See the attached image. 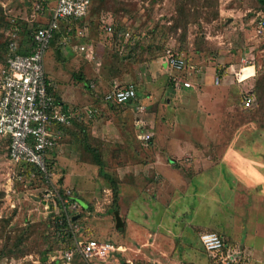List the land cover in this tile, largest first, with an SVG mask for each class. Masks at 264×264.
I'll list each match as a JSON object with an SVG mask.
<instances>
[{
    "label": "rangeland",
    "instance_id": "1",
    "mask_svg": "<svg viewBox=\"0 0 264 264\" xmlns=\"http://www.w3.org/2000/svg\"><path fill=\"white\" fill-rule=\"evenodd\" d=\"M57 1L0 0V70L6 62L11 30L19 29V41L29 40L50 21ZM261 20L264 9L257 0H93L84 19L62 26L66 29L51 45L46 72L54 86L59 81L58 92L71 93L69 101L79 99L81 87L93 90L92 100L69 108L88 106L98 113L83 122L90 145L69 139L63 162L56 161L55 179L81 182V186L65 188L80 197L81 206L87 204L86 209L79 206L70 213L77 216L76 240L123 247L122 254L93 264H215L200 242L206 231L219 233L229 247L240 252L241 264H264V235L257 232H264V106L258 91L264 78V29L258 33ZM104 21L113 23L110 34L103 30ZM84 45L94 50L91 62L78 50ZM59 48L70 50L71 56L62 61L68 65L65 81L76 85L60 82ZM168 49L201 68L197 90L175 94L171 75L161 66ZM244 62L255 66L256 72L246 67L240 73ZM91 75L101 78L93 80ZM220 75L228 87L221 96L215 92L222 87L214 84ZM113 81L134 85L137 101L107 104L104 96ZM94 84L93 89L84 87ZM205 90L212 94L219 112L214 126L198 111ZM249 94L254 95V102L245 108L244 98ZM141 103L146 105L143 128L137 124L142 119L136 118ZM144 131L152 135L148 145L138 139ZM236 133L244 141L236 146H241L240 151H234L240 154L231 157ZM180 147L188 157L179 158ZM94 150L109 178L100 174ZM196 151L203 159L199 165L193 162ZM156 154L179 159L176 166L187 180L197 170L211 169L229 158L247 177L236 179L237 185L227 177L229 187L209 194L195 193L192 188L187 193L170 191L160 174L148 176L146 171ZM179 162L200 167L187 171ZM136 166L146 170L138 173ZM35 179L25 166L11 164L0 146V264H62L47 254L59 246L56 212L48 214L37 198L42 196V183ZM247 181L254 185L247 187ZM134 203L140 204L138 210ZM139 217L145 225L136 231ZM170 218L179 224L165 221ZM68 241L73 246L75 239Z\"/></svg>",
    "mask_w": 264,
    "mask_h": 264
},
{
    "label": "built area",
    "instance_id": "2",
    "mask_svg": "<svg viewBox=\"0 0 264 264\" xmlns=\"http://www.w3.org/2000/svg\"><path fill=\"white\" fill-rule=\"evenodd\" d=\"M93 0H58L52 11L50 21L38 28L32 35V53L19 54L17 37L10 44V54L0 70V139L7 143V155L11 164L31 165L35 168L34 178H40L41 197L48 214L55 213L57 235L61 238L75 239L74 245L54 253L52 261L64 264H93L105 262L111 256L122 252L109 242L97 240L78 241V229L74 216L80 206L71 190H66L55 180V152L63 139V128L70 127L75 121L91 119L98 113L96 108H69L54 91V84L46 72V61L51 45L60 30L62 22L84 19L90 12ZM104 26L106 33L113 31V23ZM264 21H259L258 33H262ZM85 57L93 58V49L80 47ZM162 63L171 74L172 85L177 90L195 89V80L202 74L200 67L189 65L183 55L168 49ZM245 63V62H244ZM247 66L241 69V72ZM240 81V79H239ZM222 83L221 75L214 80L215 85ZM254 95L244 98V107L250 108ZM137 99L134 85L122 86L115 82L104 96V101L112 105L130 104ZM144 111V107H139ZM138 138L148 145L152 140L150 133H141ZM52 213H49V212ZM200 241L208 256L221 264H240L238 253L228 246L217 232L201 233Z\"/></svg>",
    "mask_w": 264,
    "mask_h": 264
},
{
    "label": "crops",
    "instance_id": "3",
    "mask_svg": "<svg viewBox=\"0 0 264 264\" xmlns=\"http://www.w3.org/2000/svg\"><path fill=\"white\" fill-rule=\"evenodd\" d=\"M57 4V3H56ZM85 46V45H84ZM82 47V46H81ZM86 48H91L92 49V47H88V46H85ZM60 52L59 53H61V55L59 54V58H58V60H60V61H56L58 64H61V65H63V74H62V78H61V81L60 82H63V83H70V84H75V83H71L69 80H67V81H65L67 78H69V76H66L65 75V72L67 71V69H68V65H66L65 66V64H63L62 63V61H64V58H66V60H67V58H68V55H70L71 56V54H68V52L70 51V50H68V49H58ZM78 50L81 52V54H84L81 50H80V48H78ZM94 51V50H93ZM52 52V51H51ZM55 52H56V50H55ZM58 53V52H57ZM70 53V52H69ZM57 55V54H56ZM93 55H94V53H93ZM69 56V57H70ZM93 58H94V56H93ZM93 58L92 59H87L86 58V60H88L89 62H91L92 60H93ZM95 65V67L97 66V64H94ZM99 66H100V64H98ZM161 66H162V68L163 67H165L164 66V64L161 62ZM67 68V69H66ZM232 68L233 67H230L228 70H227V72H230V70H232ZM253 68V70H254V72H256V69H255V66L254 67H252ZM97 70V69H96ZM164 70V69H163ZM70 71H71V69H70ZM99 71V70H98ZM165 72L166 73H168L169 71L166 69L165 70ZM240 73H241V71H240ZM171 75V74H170ZM254 75H255V73H254ZM253 75V76H254ZM252 76V77H253ZM91 78H93V80H95V79H100L101 77L98 75V77H95V75H91L90 76ZM251 77V78H252ZM87 79H89V77L87 78ZM250 79V78H249ZM226 79L225 78H223V81H222V83L224 84H220V85H216V86H219V87H222V89L221 90H218V91H216L215 92V94L216 95H222V93L224 92L223 90H225L224 88H228L227 87V81H225ZM54 81V80H53ZM198 81L199 80H195L194 81V85H195V89H191V90H183V89H181V90H177V89H175L174 87H173V85H172V87H173V89H174V91H175V94L176 95H179L180 93H183V92H187V91H195V90H197V87H196V84L198 83ZM56 82H59V81H56ZM56 82H54L55 83V89H56V87H57V84H56ZM95 82V81H94ZM115 81H113V83H114ZM117 82V81H116ZM172 82V81H171ZM92 83H93V81H92ZM112 83V84H113ZM118 83V82H117ZM58 84H60V83H58ZM76 85V84H75ZM84 87H88V88H94L95 87V84L94 85H92L91 87L90 86H84ZM111 89H109V91H110ZM79 94H80V97H79V99H77V97H75V99L73 100V101H69V96L71 95V93H68V92H66V91H62V92H58V94H59V96L63 99V101L68 105V106H71V104H72V106H79V105H82L83 104V102H85V103H88L89 101H88V99H91L92 100V97H93V95H94V91L93 90H84L83 89V87H81L79 90ZM108 91V92H109ZM188 93V92H187ZM212 94L211 93H209L207 90H205L204 92H203V94H201V97H200V99H201V106H199L198 107V111L200 112H202L203 114H205L206 115V123H209L211 126H214V124H216L217 123V118H216V116L219 114V112L218 111H216V105H215V101H214V99H213V97L211 96ZM92 96V97H91ZM151 98H152V96H150L149 98H148V100H151ZM137 99H138V93H137ZM137 99L135 100V101H133L132 103H130V104H133L134 102H136L137 101ZM71 102V103H70ZM124 105H127V104H124ZM133 106V105H132ZM144 107L145 108V110L144 111H142V112H140L139 114H137V116H136V118H141L142 120H140L139 121V119H137V124L138 125H140V124H142V125H140L142 128H143V123H144V117H143V114L146 112V105L144 104V103H141L140 105H138L137 106V110H139L138 108L139 107ZM85 108H90V107H85ZM208 114H211L212 116H208ZM143 117V118H142ZM209 121V122H208ZM208 125V124H207ZM95 129V128H94ZM145 133H150V132H147V131H144ZM94 134V133H93ZM66 135H68V134H66L65 133V135H63L64 136V138H63V140L61 141V144H60V146H59V148L57 149V151L55 152V154H54V156H55V159H54V171H56V168H57V165H56V161L58 162V160L59 161H62L63 162V160H64V158H65V152L67 151V147L69 146V139H71L70 137H71V135H68V136H66ZM139 135V134H138ZM241 133L239 134V133H236V134H234V136H233V138H232V147H233V150L231 151V152H229L230 154V156L231 157H234V156H237V155H239L240 153H235L236 151H240V148H241V146H239V148H236V146L237 145H240V143H242L243 141H244V139L241 137ZM139 139V138H138ZM140 140V139H139ZM141 141V140H140ZM144 144V143H143ZM145 145V144H144ZM0 146H1V148H4V149H6V151H7V147H6V142L5 141H2V140H0ZM235 151V152H234ZM179 152L180 153H178V155H179V158H182V156H184V154H185V156L184 157H188L187 156V152L185 151V150H183L181 147L179 148ZM201 155H200V153L198 152V151H196V153L194 154V156H193V158H194V160H193V158H192V160H193V162H194V164H197L198 163V165H199V163H201V161H203V159H201V157H200ZM192 157V156H191ZM179 159H176V157L175 156H170V157H164V156H162V155H154L153 156V161H152V159L150 160L151 162H149V164L148 165H146L147 166V168H148V170H146V169H144V170H142L141 168H140V166H136V168H135V170L136 171H139L138 173H140V172H143V171H147V172H149V175L148 176H151V172L152 173H158V175L160 174L162 177H163V179H164V181H165V183H166V186H168V188H169V190L170 191H179L180 193H182L183 191H184V193H187L188 192V190L189 189H191L192 188V191L193 192H195V193H197V191L200 193H211V192H214L216 189H219V188H223V189H225L226 187H229V183L231 182V184H234V182H235V184L237 185V183L238 182H236V179H239L240 177H247V176H245V172H244V175L243 174H241V171L239 170V168L238 169H236L235 167H234V163H233V161L229 158V159H227L226 161H223V162H216V165H214L213 167H211V169H205L204 168V170H197L196 172V174H195V176L193 177V178H191V180H187V179H185L184 178V176H183V172L181 171V169H180V167H177L176 165H177V161H178ZM171 162H172V164H171ZM193 162H191V163H185V162H181V163H179V165L180 166H182V167H184L185 168V170H189L191 167H193L194 168V170L195 169H197V168H199L200 166H197V168H195L194 167V164H193ZM145 166V167H146ZM234 167V168H233ZM134 168V167H133ZM144 168V167H143ZM141 169V170H140ZM226 170V171H225ZM69 177V176H68ZM229 178V180H230V178L231 179H233V180H231V181H228L227 182V180H226V178ZM56 180V179H55ZM68 180V179H67ZM66 179L63 181L62 179H61V177H59V179H57L56 181L58 182V183H60V185L62 186V187H64V188H66L67 186H73V187H76V186H78V185H80L81 186V182H79L78 180L77 181H75V182H73V184L70 182V180H68L67 181ZM65 182H66V184H65ZM77 183V184H76ZM164 183V184H165ZM244 185V184H243ZM254 184H253V182H251L250 181V183H248V181H247V187H251V186H253ZM162 187L163 188H165L166 189V187H165V185H162ZM170 193H168V195H169ZM171 197V195H169V198ZM79 198L80 197H77V201H78V203L80 204V202H79ZM167 198H168V196H167ZM140 204L139 203H134V209L136 210H138L139 208H138V206H139ZM81 206V205H80ZM81 207H83V206H81ZM83 208H87V204L85 205V207H83ZM138 212V211H137ZM143 216H144V214L143 213H141ZM136 220L138 221V222H140L139 223V225H137V227H135L134 229L136 230V231H138V230H143L144 229V225L145 224H143L144 223V221L142 220L141 221V217H139V218H136ZM129 221V220H128ZM165 221H167L170 225H176L177 223L179 224V222L176 220V219H173V218H170L169 220H165ZM160 223H162V222H160ZM256 226H260V224H258V222H256V224H255ZM208 227V226H207ZM264 227V226H263ZM208 228H210V227H208ZM208 228H202V229H208ZM263 230H260V229H258L257 230V232H258V235L259 236H262V235H264V232H262ZM252 233H254V232H252ZM255 234V233H254ZM239 238V237H238ZM242 238V237H241ZM240 239V238H239ZM122 249H123V247H121ZM234 251V250H233ZM235 252H237L238 253V257H239V259H240V262L242 263V256L240 255V252H238L237 250H235ZM123 252H121V253H117V254H122ZM124 264H126V263H124Z\"/></svg>",
    "mask_w": 264,
    "mask_h": 264
},
{
    "label": "trees",
    "instance_id": "4",
    "mask_svg": "<svg viewBox=\"0 0 264 264\" xmlns=\"http://www.w3.org/2000/svg\"><path fill=\"white\" fill-rule=\"evenodd\" d=\"M258 1V4H259V6H260V8H262V9H264V0H257ZM74 21H72V22H62L61 24H60V30H59V32L56 34V36L58 35L59 36V34L60 33H62L65 29H62V26L64 25L65 27H67L66 26V24L68 25V24H71V23H73ZM104 24L106 23L105 21L103 22ZM104 29V28H103ZM19 32V29H17V28H15V29H12L11 30V32L9 33V36H10V40H9V42H8V45H7V47H6V60H7V57L9 56V54H10V44H11V41H13L14 39H15V37L14 36H16L17 37V33ZM66 33H68L67 32V30H66ZM56 36H55V38H56ZM12 38V39H11ZM18 40V39H17ZM55 40V39H54ZM19 50H18V53L19 54H30V53H32V50H33V48H32V36L30 37V39L29 40H21V41H19ZM58 54H60L61 55V53H58ZM5 64H6V62H5ZM5 64L2 66V68L5 66ZM50 78V77H49ZM258 91H259V95H260V100H261V104L264 106V78L261 80V82L259 83V85H258ZM59 98H61L59 95H58V92H57V90L55 89V86H54V91H53ZM256 91H254V93H255ZM256 94V93H255ZM68 106V105H67ZM118 106V105H117ZM73 108H76V107H73ZM77 109V108H76ZM83 122L84 121H82V122H78V121H75L74 123H73V125L72 126H70V127H65V128H63V135H65V133L66 134H68V135H71V137L70 138H73V137H75V139L77 138V142H79V143H83L85 146H89L90 144H89V140H88V135H86L85 133L87 132L88 133V129H87V126L86 125H84L83 124ZM90 135V134H89ZM78 136V137H77ZM90 137H91V135H90ZM91 141H92V137H91V139H90ZM94 141H96L95 139H93ZM71 142V141H70ZM73 142V141H72ZM151 142V141H150ZM6 147H7V143H6ZM92 150V149H91ZM93 153H94V160H95V164L99 167V170H100V174L102 175V176H105V178H109V176L104 172V164H103V162H102V160H101V157H99L100 155H97V151L96 150H94V151H92ZM179 163H181V162H179ZM23 166V165H22ZM25 167H26V173L27 174H30V173H34V171H35V168L33 167V166H31V165H25ZM35 179V178H34ZM35 180H37V181H40L41 179L40 178H36ZM40 184V183H39ZM115 194H117V192H115ZM76 200H77V198H76ZM80 205V204H79ZM77 217V216H76ZM76 217H74V218H76ZM118 219V218H117ZM55 220V219H54ZM57 231V230H56ZM56 237H57V239H56V241H58L59 242V246H58V248H56V249H54L53 251H51V253H47V254H50L51 256L52 255H54V253L55 252H57V251H59V250H61V249H64V248H66V247H69L70 246V243H69V241H68V239L70 240V238L69 237H66V238H61V237H59V236H57V233H56ZM201 242V241H200ZM14 253V252H13ZM214 261V260H213ZM55 262H58V263H61V262H59V261H55ZM214 263L215 264H221V263H219V262H217V261H214ZM62 264H64V263H62ZM240 264H241V262H240Z\"/></svg>",
    "mask_w": 264,
    "mask_h": 264
},
{
    "label": "water",
    "instance_id": "5",
    "mask_svg": "<svg viewBox=\"0 0 264 264\" xmlns=\"http://www.w3.org/2000/svg\"><path fill=\"white\" fill-rule=\"evenodd\" d=\"M126 264H129V263H126Z\"/></svg>",
    "mask_w": 264,
    "mask_h": 264
}]
</instances>
